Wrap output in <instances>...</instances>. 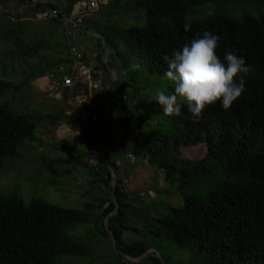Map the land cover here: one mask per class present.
Wrapping results in <instances>:
<instances>
[{"label": "trees", "instance_id": "16d2710c", "mask_svg": "<svg viewBox=\"0 0 264 264\" xmlns=\"http://www.w3.org/2000/svg\"><path fill=\"white\" fill-rule=\"evenodd\" d=\"M22 1L28 2L34 12H56L53 21H58L63 30L62 17H70L82 0ZM132 3L133 10L145 11L147 26L123 28L115 23L116 18L126 17L120 8L128 5L126 0H110L108 7L89 16L103 13L113 20L109 19L97 40L102 52L97 54V67L105 73V87L95 95L93 107L77 105L70 114H18L2 99L10 91L17 92L20 85L0 78V169L17 158L28 142L38 141L41 121L66 123L75 130L87 127L82 131L87 147L80 150L79 156L95 148L103 152L102 158H94L97 164L88 160L78 163L101 194L82 209L63 208L34 198L25 205L16 189L0 191V264H132L128 259L141 258L138 264L147 259L154 264H174L171 260L180 251L189 258L177 264H264V0ZM117 7L121 12H115ZM197 15L203 20L188 23L189 17ZM88 18L81 25V35L88 33ZM185 24L190 25V30H185ZM16 26L6 31V40L13 39L11 42L24 59L39 56L46 48L29 46L24 50L20 37L23 31ZM204 30L221 37L217 48L221 58L226 51L235 49L251 65V71L243 76L246 92L228 110L218 102L209 105L198 120L186 107L179 117L159 113L149 115V121L142 119L136 135L139 152L133 158L132 169L123 172L130 153L121 145L111 148L117 138L112 127L117 125L127 137L139 113L136 98L142 89L135 86L136 74L142 68L164 75L167 66L163 57ZM105 51L107 66L102 61ZM60 52L66 58L55 64L33 66L24 74L22 84L47 74L56 79L72 76L74 64L66 43ZM112 70L118 79L109 86ZM60 92L65 100L89 94L87 87L78 85L61 87ZM98 98L107 103L105 113L96 103ZM112 100L120 104L117 120ZM94 116L101 123L99 127ZM84 117L88 120L84 121ZM152 118L159 122L157 129L152 126ZM192 147H203L204 155L185 157L184 150ZM70 164L59 158L45 159L42 166L56 174L58 165ZM145 164L154 173V180L161 179L174 191L158 189L156 185L148 187L146 190L155 198L147 202L139 191L129 190L123 176L130 177ZM47 187L59 192L62 186L50 181ZM175 193L181 197L182 205L173 208L167 203ZM137 203L141 205L135 206ZM163 207L170 209L158 214ZM77 233L83 237L78 239ZM152 234L165 240L153 242L149 239ZM166 241L176 246L167 256L162 253Z\"/></svg>", "mask_w": 264, "mask_h": 264}, {"label": "rangeland", "instance_id": "374dc122", "mask_svg": "<svg viewBox=\"0 0 264 264\" xmlns=\"http://www.w3.org/2000/svg\"><path fill=\"white\" fill-rule=\"evenodd\" d=\"M0 1L2 2V4L0 3V78L10 81L15 85H20V89L17 92L10 91L6 93L2 101L8 102L18 114H33L36 116L45 113L70 114L72 109L77 107L76 100L73 97L65 100L63 94L55 90L54 82L56 83V81L60 80V76L56 79L52 77V74H47L30 80L28 84H22L25 77L24 74L32 69L33 66L39 64L45 66L48 62L55 64L59 59L66 58L60 52L65 44L62 26L58 21H53V18L57 16L56 12H34L31 10L32 7L28 5V2H23L22 0ZM37 1L39 0L33 2ZM46 1L43 0L42 2ZM126 1L128 5L120 7L123 10L121 15H125L126 17L124 19H120V17L116 18L115 23L123 28L147 26L145 11L133 10L135 5L132 3V0ZM118 11L120 10L117 7L115 12ZM207 14H210V12H207ZM109 19L111 18L103 13L88 18V33L79 36L78 41L83 46L89 59L96 61L97 54L102 53L97 40L100 39L101 30L110 22ZM197 19L203 20V17L197 15L194 18L189 17L187 21L191 23L192 20L195 21ZM15 26L16 28L21 27L23 31L20 37L23 41L24 50H27L29 46L36 48L41 46V48L44 47L46 49L40 50L39 56H34V58L26 57L24 59L20 55V51L14 47L12 43L13 39L9 38L6 40V31L13 30ZM98 68L102 70L100 67ZM139 71L134 81L135 86L142 89L140 95L136 98L139 113L136 112V117H134L135 119L132 121L130 129L127 131V137H125L124 132L117 125L112 127V131L117 134L114 142L117 144L116 146H124L132 154L133 158L137 157L140 148L136 135L137 128L141 125V120L149 121V115L154 116L159 113L165 117L168 116L163 114L160 107L153 101L155 92L161 88L171 89L172 87L171 82L164 75L151 74L142 70V68ZM110 76H112V81L116 83L118 78L114 70L110 71ZM87 89L89 90L88 85ZM94 97L95 95H93V100L90 101L91 107L95 105V103L93 104ZM112 101L115 102L116 109L118 107L120 109V104L115 100ZM96 103L101 105L102 113H105L107 109L106 101L103 98H98L96 99ZM94 119V122L99 127L101 125L99 119L96 117ZM83 120H88V117H84ZM158 125V120L152 118L153 128L157 129ZM86 128L78 127L75 130L66 123L41 121L39 131H37L38 141L33 143L28 142L27 146L19 152L17 158L10 159L0 169V191L11 192L16 189L25 205H28L30 200L34 198L44 199L46 202L69 209H82L86 202L97 199L98 195L101 194L95 188L96 185L90 182L88 172L83 167L78 166V163L82 164L85 160H88L92 165L97 164L98 162L94 158L99 159L103 157V152L98 151L97 148L92 152L85 153L83 151V159L79 156L80 150H85L87 147L86 138H84V134L82 133ZM82 135L84 139L81 138ZM87 136L90 139L89 141H91L89 133H87ZM80 138L82 141L78 144L77 142ZM202 148L192 147L185 149L184 156L192 159L199 158L205 153ZM70 151L72 152L70 153ZM59 158L70 161L72 165L70 164L67 167L58 165L56 174L50 173V170L42 166L45 159L55 160ZM128 159L129 161L126 162L127 165L124 166L123 172L131 170L133 167L132 161L134 159ZM73 164L76 165L75 170H73ZM160 175L162 176V174ZM154 176L152 170L145 164L142 167L136 168L130 177H123L129 190L139 191L148 202L150 199L155 198L153 192L146 190L148 187L156 185L158 189L173 190L166 187L161 179L154 180ZM50 181H56L61 184V190L57 192L54 188L47 187ZM111 185L114 187V176ZM107 192L111 193L108 189ZM170 202L167 204L173 208L182 205V199L177 193L171 197ZM140 205L137 203L135 206L139 207ZM169 209L168 207H163L159 210L158 214L167 213ZM76 237L79 239L83 237V234L77 233ZM149 239L153 242L165 240L163 236H156L155 234L150 235ZM165 246L166 249L162 250V253L166 254V256L176 250V246L168 241L165 242ZM188 258L187 253L180 251L171 262L174 264L183 263ZM141 260L142 258L133 261L139 263ZM73 264L75 263L73 262ZM141 264L154 263L147 259Z\"/></svg>", "mask_w": 264, "mask_h": 264}, {"label": "clouds", "instance_id": "9594fccd", "mask_svg": "<svg viewBox=\"0 0 264 264\" xmlns=\"http://www.w3.org/2000/svg\"><path fill=\"white\" fill-rule=\"evenodd\" d=\"M184 27L190 30V25ZM220 42L218 34L204 30L163 57L167 66L164 76L172 87L157 90L153 98L163 114L179 117L186 107L198 120L209 105L218 102L228 110L246 92L243 76L251 71V65L235 49L221 58L217 54Z\"/></svg>", "mask_w": 264, "mask_h": 264}, {"label": "built area", "instance_id": "2783aa9c", "mask_svg": "<svg viewBox=\"0 0 264 264\" xmlns=\"http://www.w3.org/2000/svg\"><path fill=\"white\" fill-rule=\"evenodd\" d=\"M109 4L110 0H84L78 3L75 11L70 17H62V35L65 43L68 46V53L73 60L74 67L72 72L74 74L72 76H64V78H61L59 81H56V83L54 82V86L56 87L55 90L61 91V87L67 88L76 85H78L79 87H87L88 85L89 94L86 96L79 97L76 100L78 106H91L90 101L93 100V95L102 93L105 87L104 71L99 70V68L95 65V61L87 57L83 46L78 41L81 31V25L86 18H88L94 13H97L102 8L108 7ZM103 55L104 56L102 58V61L104 65L107 66L108 51H105ZM112 80L111 84H113ZM126 117L130 118V113H127ZM115 119L117 120V118ZM128 157L133 159L132 154H129ZM128 261L132 264H138L136 261H133V259H128Z\"/></svg>", "mask_w": 264, "mask_h": 264}, {"label": "water", "instance_id": "95a60500", "mask_svg": "<svg viewBox=\"0 0 264 264\" xmlns=\"http://www.w3.org/2000/svg\"><path fill=\"white\" fill-rule=\"evenodd\" d=\"M118 111H119V109H117V110H116V113H115V117H116V118H117V115H118ZM116 145H117V144L114 143V144L112 145L111 148L116 147ZM112 196L114 197V195H112ZM107 231L109 232V234H110V236H111V239H112V245H113V247L115 248V240H114V238H113V236H112V234H111L109 228H107ZM149 252H154V250H151V251H149Z\"/></svg>", "mask_w": 264, "mask_h": 264}, {"label": "crops", "instance_id": "0c3cea01", "mask_svg": "<svg viewBox=\"0 0 264 264\" xmlns=\"http://www.w3.org/2000/svg\"><path fill=\"white\" fill-rule=\"evenodd\" d=\"M80 36H81V33H80ZM96 57H97V56H96ZM95 63H96L95 65L98 66L99 60L97 59V60L95 61ZM113 83H114V82H113Z\"/></svg>", "mask_w": 264, "mask_h": 264}]
</instances>
